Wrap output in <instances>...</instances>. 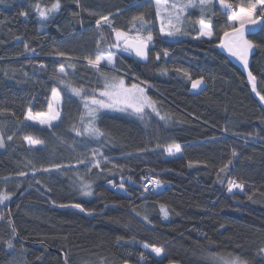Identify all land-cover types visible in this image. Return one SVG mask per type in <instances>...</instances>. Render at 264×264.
<instances>
[{
  "label": "trees",
  "instance_id": "1",
  "mask_svg": "<svg viewBox=\"0 0 264 264\" xmlns=\"http://www.w3.org/2000/svg\"><path fill=\"white\" fill-rule=\"evenodd\" d=\"M141 1L80 0L77 7L75 0H60V9L47 20L35 6L47 9L55 0L0 3V109L7 110L0 114L5 138L0 191L12 193L0 204V264H64L65 254L69 264H215L214 257L229 254L264 264L259 253L264 247V108L246 77L217 47L229 21L215 0V15L206 17L214 27L210 40L194 38L198 7L184 18L186 34L173 37L152 26L150 12L144 16L154 36L148 62L111 49L116 52L113 68L102 66L109 77L145 87L166 119L152 112L140 119L131 112L100 111L96 125L105 136H76L72 130L81 127L83 103L54 73L63 63L65 78L74 85L87 92L103 89L104 79L82 59L89 56L84 29L96 26L99 15L111 14L116 28L131 30L125 11ZM102 35L96 53L106 55L114 35L106 26ZM248 39L256 45L250 70L264 94V26ZM58 51L79 59L66 60ZM184 71L193 80L203 77L205 86L194 92ZM45 86L61 91V116L53 129L24 120ZM25 135L43 144L29 147ZM173 142L181 145V155L168 157L164 147ZM93 153H103L107 162L98 155L101 168L89 172ZM82 158L85 163H79ZM44 167L50 171L33 175ZM21 171L27 175H17ZM147 176L158 178L164 189L145 192L142 179ZM229 179L243 183V189L229 192ZM82 181L91 185V196L81 195ZM61 204H79L86 211ZM161 205L169 213L167 221ZM144 244L160 246L164 254L156 257ZM30 249L39 252L33 261L27 258ZM141 253L147 257L143 261Z\"/></svg>",
  "mask_w": 264,
  "mask_h": 264
},
{
  "label": "snow or ice",
  "instance_id": "2",
  "mask_svg": "<svg viewBox=\"0 0 264 264\" xmlns=\"http://www.w3.org/2000/svg\"><path fill=\"white\" fill-rule=\"evenodd\" d=\"M3 0H0L2 3ZM76 6L80 7V0H75ZM156 2V16L160 19V34L168 37H173L178 34H186L182 28L184 18L186 17L187 11L190 8H199L200 9V18L197 21L199 25L198 34L194 37L195 39H200L205 37L211 39L214 34V27L211 18H206L207 13L211 12L215 15L213 9L214 0H155ZM218 4L221 14L226 15L229 21L228 27L223 32V37L220 39L219 47L225 49L231 56L235 57L240 61L244 66L248 74V79L251 84V90L258 97L261 103H264V94L258 90L256 83V76L253 75L251 71H248V61L249 54L251 50L256 46L254 43L247 39L245 36L246 25H256L262 19H264V0H244L240 4H234L232 0H215ZM36 10L39 13L41 20H47L49 16L58 11L61 7L60 0H55L50 8L42 9L39 4L36 6ZM162 12L166 13L162 17ZM21 15H27L26 12H21ZM89 14L95 15L96 13L90 12ZM110 28L112 34L114 35V41L108 44L109 52L108 54H103L98 52L95 56H84L82 59L86 60L87 65L94 69L103 79L104 87L100 90H93L92 92H87L83 86H76L71 81L67 80V73L65 71V65L60 64L59 68L54 73V78L59 81L60 84L64 85L74 96L79 97L83 103L84 113L80 117L81 127L77 128L73 125L72 130L75 132L76 136L87 135L90 138L99 139L106 135V133L101 130L96 125V120L98 118V113L101 110L108 109L112 111L127 112L131 110V113L138 116L140 119H144L146 114V109H151L157 116H160L159 111L156 109V101L146 94L145 88L141 87L139 84L132 83L130 86L126 85L125 80L121 77L111 76L109 77L104 69L102 68L103 64L114 65L116 52L111 51V49H116L117 51L133 52L137 57L142 60L148 58L149 45L154 39L153 32L151 29L146 28V22L143 14L133 17L132 20V29L125 31L118 29L114 26V22L111 18V14L108 15H99V18L96 20V27L98 30H101V38L97 41V48L99 49L101 41L104 39L102 32L104 27ZM167 26L168 30H165ZM20 39V37H17ZM25 51H29V46L27 43L24 44ZM31 51H35L31 49ZM58 56L65 58L66 60L79 59L78 57H72L66 54L63 51H58L56 53ZM164 55L167 56L168 52L165 51ZM157 59H159V54H157ZM31 63V61H29ZM41 69L45 68L46 65L40 64ZM68 67H75L74 64H69ZM180 72L181 69H176ZM184 76H186L192 82V88L197 89L201 84L204 83L203 77L193 80L191 75L184 71ZM143 83V82H141ZM52 100L48 103V112H37L33 114L31 108L28 109L27 113L24 115L25 121H32L33 123L47 126L49 129H53L56 125L53 124V121L60 119V102H61V91L56 87L51 89ZM53 101L56 103V107L53 106ZM6 109H0V114L6 112ZM160 119H166L165 116H160ZM13 135L7 136V140L11 141ZM24 141L27 142L29 147H35L36 145L43 144V141L38 138H34L32 135L23 136ZM5 147V138L3 135H0V148ZM157 147H160L158 144ZM147 149H143L145 151ZM165 152L169 156H175L177 153L181 152V145L179 143H170L164 147ZM100 156L107 162V158L104 157L103 153H93L90 158L91 166L88 168V171L91 172V169L101 168V161L97 159V156ZM234 157L237 155L235 152L232 154ZM79 163H85V160L82 158L79 160ZM232 163L231 160L227 162L221 169L220 172H225V169ZM191 166V163L190 165ZM54 168L59 169L65 167L62 164L53 165ZM115 167V165L113 166ZM36 171L48 172L50 168H36L33 172L35 175ZM17 175L24 177L27 175L26 172H19ZM37 184L40 183L39 180L36 181ZM149 184L155 188L161 186V181L158 179H152L148 184L143 185L144 191L149 190ZM113 187H116L113 184ZM121 189H124V184L119 185ZM243 189V183H238L234 179L228 180V191L232 192L233 188ZM80 193L83 196H91V185L85 182H81ZM12 193L7 191H0V204H4L5 201L11 199ZM251 198V197H249ZM60 207H72L78 209L80 212L84 213L86 210L81 207L79 204L72 205H63ZM161 212L165 219L168 217L167 209L161 205ZM91 214V213H86ZM139 215V213H136ZM4 219L3 215H0V220ZM142 219L147 223L149 222L148 217L144 216ZM13 234H16L15 228L12 229ZM8 248H13L12 240L8 242ZM143 248L150 250L151 253H154L156 257H160L164 254V249L160 246L144 244ZM259 253L264 254V247L259 249ZM147 257L144 253L140 254V259L143 261ZM217 261V264H249L247 259H244L237 256H232L229 254L227 257H214ZM64 264H69L67 254H65ZM103 264V262H102Z\"/></svg>",
  "mask_w": 264,
  "mask_h": 264
},
{
  "label": "rangeland",
  "instance_id": "3",
  "mask_svg": "<svg viewBox=\"0 0 264 264\" xmlns=\"http://www.w3.org/2000/svg\"><path fill=\"white\" fill-rule=\"evenodd\" d=\"M183 2H187V0H183ZM138 4V3H137ZM136 4V5H137ZM150 5V4H149ZM154 5H156V4H154ZM192 9H196V8H190V9H188V11L189 10H192ZM137 10H140V8H136L135 10L133 9V10H130L129 11V13H128V18L130 19V20H133V17H136V16H139V15H141V12H149V8H148V6L147 7H145V8H142L140 11H137ZM187 11V12H188ZM187 15V14H186ZM127 22H128V19H127ZM204 38V37H203ZM86 39H87V48H88V51H87V55H89V56H95L97 53H96V47H97V41H98V38H97V28H96V26L95 27H93V28H90L89 30H87V32H86ZM116 52H125V51H117L116 49H114ZM252 51V50H251ZM102 66H106V67H108V68H113V65H106V64H103ZM126 83V82H125ZM126 85H128L127 83H126ZM130 86V85H129ZM205 86V84L204 85H201L199 88H197V89H193L192 88V90L194 91V92H198V91H200L203 87ZM141 87H143V86H141ZM145 88V87H144ZM51 87H49V86H45L43 89H42V91H41V93H40V96H39V98L34 102V104H33V107H32V112H33V114H35V113H37V112H48V103H49V101L50 100H52V96H51ZM145 91H146V94L148 95V93H147V90H146V88H145ZM149 96V95H148ZM150 97V96H149ZM61 104H62V100H61V102H60V105H59V108H60V116H61ZM53 106L54 107H56V103L53 101ZM160 108H161V106H159L157 103H156V109H157V111H159L160 110ZM163 109V108H162ZM101 111H110V112H119V111H112V110H108V109H104V110H101ZM127 112H131V110H129V111H127ZM145 112L147 113V112H152L151 111V109H146L145 110ZM152 113H154V112H152ZM58 121V120H57ZM57 121H53V124H55V123H57ZM30 123H33L32 121H29ZM33 124H36V123H33ZM36 125H39V124H36ZM39 126H42V125H39ZM44 127H47V126H44ZM48 128V127H47ZM181 155V152L180 153H177L175 156H180ZM167 156L168 157H174V156H169L168 154H167ZM164 186H165V184L164 183H161V186L159 187V188H155L154 187V191L155 192H160L161 190H163L164 189ZM235 188V187H234ZM233 188V189H234ZM240 189V188H239ZM168 212V211H167ZM162 216H163V213H162ZM163 219L165 220V221H167L168 219H169V213H168V217H167V219H165L164 218V216H163ZM39 256V252L37 251V250H34V249H30L29 250V253H28V256H27V258H28V260L29 261H33L34 259H36L37 257ZM228 255H222V256H218V257H227ZM214 262H215V264H217V261L214 259L213 260Z\"/></svg>",
  "mask_w": 264,
  "mask_h": 264
},
{
  "label": "water",
  "instance_id": "4",
  "mask_svg": "<svg viewBox=\"0 0 264 264\" xmlns=\"http://www.w3.org/2000/svg\"><path fill=\"white\" fill-rule=\"evenodd\" d=\"M263 26H264V19H262L259 23H257L256 25H246V28H245V36L246 38L248 39L249 37L253 36V35H256L257 33H259L262 29H263ZM223 37V35L221 36ZM219 45V44H218ZM217 45L218 49H220V51L236 66L239 68V70L242 72V74L246 77V80H247V84L248 86L250 87L251 89V84L249 82V79H248V74H247V71L245 70L244 66L240 63V61L238 59H236L235 57L231 56L225 49H222L220 48L219 46ZM129 53L135 57L140 63H147L148 62V59H149V52H148V58L146 60H142L140 59L139 57H137L133 52H130ZM248 71H251L250 70V54H249V61H248ZM252 91V90H251ZM253 95L258 99V101L260 102L259 100V97L254 93L252 92ZM260 104L262 105V107L264 108V103H261ZM65 260V256L63 255V261ZM125 264H129V263H125ZM171 264H177V263H171Z\"/></svg>",
  "mask_w": 264,
  "mask_h": 264
},
{
  "label": "crops",
  "instance_id": "5",
  "mask_svg": "<svg viewBox=\"0 0 264 264\" xmlns=\"http://www.w3.org/2000/svg\"><path fill=\"white\" fill-rule=\"evenodd\" d=\"M150 4V5H149ZM154 4H156V2H155V0H143V1H141V2H139L137 5H135L134 7H131V8H129V9H127L126 11H125V14H126V19H128V23H132V20H130L129 18H128V13H129V11L130 10H135L136 8H140V10L142 9V8H145V7H147L148 6V8L150 9L149 10V12H141V14H143V16H145L146 14H148V13H153V17H152V26L153 27H155V28H158L159 30H160V27H161V24H160V19H158L157 18V16H156V5H154ZM140 10H137V11H140ZM162 17L164 16V15H166V13H164V12H162ZM148 25H147V23H146V27H147ZM93 27H95V26H93ZM87 30H89V29H84V36H85V39H86V32H87ZM165 30H168L167 29V26H166V29ZM164 36V35H163ZM202 39H206V40H209V39H207V38H203V37H201ZM86 41H87V39H86ZM205 83H203V84H201V85H204ZM200 85V86H201Z\"/></svg>",
  "mask_w": 264,
  "mask_h": 264
},
{
  "label": "built area",
  "instance_id": "6",
  "mask_svg": "<svg viewBox=\"0 0 264 264\" xmlns=\"http://www.w3.org/2000/svg\"><path fill=\"white\" fill-rule=\"evenodd\" d=\"M152 179H158V178H156V177H154V176H147V177H145L144 179H142V182H143V184L145 185V184H148V182L150 181V180H152ZM153 188V186H151L150 184H149V189H152Z\"/></svg>",
  "mask_w": 264,
  "mask_h": 264
}]
</instances>
